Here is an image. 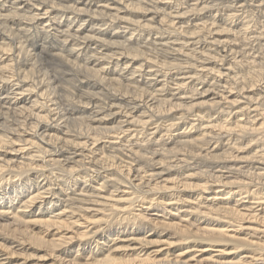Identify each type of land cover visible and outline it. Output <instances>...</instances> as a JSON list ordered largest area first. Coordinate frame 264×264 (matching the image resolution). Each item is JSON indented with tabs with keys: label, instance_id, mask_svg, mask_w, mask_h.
Here are the masks:
<instances>
[{
	"label": "bare ground",
	"instance_id": "1",
	"mask_svg": "<svg viewBox=\"0 0 264 264\" xmlns=\"http://www.w3.org/2000/svg\"><path fill=\"white\" fill-rule=\"evenodd\" d=\"M31 259L264 264V0H0V264Z\"/></svg>",
	"mask_w": 264,
	"mask_h": 264
},
{
	"label": "rangeland",
	"instance_id": "2",
	"mask_svg": "<svg viewBox=\"0 0 264 264\" xmlns=\"http://www.w3.org/2000/svg\"><path fill=\"white\" fill-rule=\"evenodd\" d=\"M210 194V193H209ZM208 195V194H207ZM133 247L135 246V245H132ZM131 246V249H126V250H121V251H119L118 252V255H122V254H133V252H135L134 251V249H132L133 247ZM165 247V246H164ZM178 247H180V245L178 246H175V247H171L170 248V250H171V252L173 253L174 251H175V249L176 248H178ZM137 248H139V245L137 246ZM155 247H151L150 249H149V251L148 252H150L151 250H153ZM166 248V247H165ZM220 247H212V248H210V250L211 251H205V252H201V251H198V252H196V253H192L191 255H194L195 256V259H200V258H209L211 255H218L219 253H218V251H212V250H216V249H219ZM193 249V248H192ZM242 250V249H241ZM241 250H236V251H232V252H235V253H230V254H226V255H223V258L224 259H228V260H233L234 262H236L240 257H242V256H245L246 254L244 253V252H242ZM179 251H176L173 255H171L170 257L172 258V257H174V256H176V254L178 253ZM28 253L30 254V253H32L33 254V257L34 258H37V257H35L36 255L35 254H37V255H41L42 254V252H40V251H35V252H33L32 250H29L28 251ZM145 253V251H143L142 252V255ZM189 253H191L190 251L188 252V254ZM215 256V258H217ZM219 256V255H218ZM37 259H31V260H29L28 261V264H34L35 263V261H36ZM47 263H51V262H47Z\"/></svg>",
	"mask_w": 264,
	"mask_h": 264
}]
</instances>
